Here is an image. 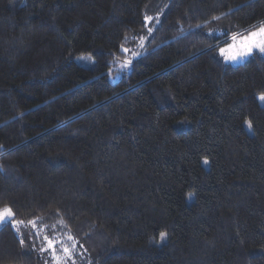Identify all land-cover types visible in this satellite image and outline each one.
Wrapping results in <instances>:
<instances>
[{"label": "trees", "instance_id": "trees-1", "mask_svg": "<svg viewBox=\"0 0 264 264\" xmlns=\"http://www.w3.org/2000/svg\"><path fill=\"white\" fill-rule=\"evenodd\" d=\"M262 22L264 0H0V208L93 264H264V55L217 54ZM35 248L0 224V264Z\"/></svg>", "mask_w": 264, "mask_h": 264}, {"label": "rangeland", "instance_id": "rangeland-1", "mask_svg": "<svg viewBox=\"0 0 264 264\" xmlns=\"http://www.w3.org/2000/svg\"><path fill=\"white\" fill-rule=\"evenodd\" d=\"M160 8L163 9L164 6H162V3H159ZM161 12L159 10H155V12L151 15L147 16V20H146V25H145V29L144 32L136 39L134 40V45L132 47H125L122 50L123 53V59L119 60L117 62L116 65L113 66L112 70L109 72V80L111 81H115L122 73L123 70H126L129 67L130 62L136 58L137 56H139L141 53L145 52V46L147 41L149 40V38L152 36L153 31L155 29V27L158 25L159 23V19L161 17ZM260 25H258L257 27H254L251 30H248L244 33H237L235 35H238V37H242V36H246L249 32L256 30ZM151 29V31H149ZM208 34H215L217 33V31L215 30H207ZM232 36L230 35L228 36L224 41V43H222L221 45H219V47L217 48V54L227 63L231 64V65H237L240 64L242 62H244L248 57H250L252 54L244 57L243 59L238 58L235 61H227L224 58V55H222L219 51L220 48H227L228 44L233 43L232 40ZM223 41V40H222ZM253 53H258L259 55H264L261 54L258 50L253 51ZM74 61L78 64H81L83 66L89 67L91 65V60L86 56V55H81L78 56L76 58H74ZM260 96H258V100L260 103H264V99H260ZM5 222H9V221H5ZM4 223V222H3ZM2 224V223H0ZM64 224L62 222H59L58 224H55L52 230L49 231V228L45 227V226H36L35 228H20L19 232H17V234L19 236L24 235L25 237H27L28 242H30L31 244H33V249L35 248V245L37 244V248H35V250L37 251V253L39 255L42 256L43 259V264H54V261L52 259L51 256V252H41L39 249L44 246V242H43V237L45 235H48L49 237H51L52 239H59L62 240L63 243L72 248V245L74 244L75 247L72 248V257L65 260H61L60 264H93V257L90 253H88L84 247L82 246V244L80 243V241L75 238L70 231H68L64 226ZM47 231V232H46ZM35 235L36 240L33 238V233ZM71 234V236L74 237V240L69 241L67 239V235ZM161 237V236H160ZM163 239H159L157 241L158 244H160L162 242ZM57 249L58 255H62V253L59 251L60 249V245H57Z\"/></svg>", "mask_w": 264, "mask_h": 264}, {"label": "snow or ice", "instance_id": "snow-or-ice-1", "mask_svg": "<svg viewBox=\"0 0 264 264\" xmlns=\"http://www.w3.org/2000/svg\"><path fill=\"white\" fill-rule=\"evenodd\" d=\"M148 18L146 17V20ZM151 31V29L149 30ZM233 43L228 44L227 48H220L219 51L222 55H224L225 60L227 61H235L238 58L243 59L244 57L253 54L254 49L258 50L261 54H264V22L260 24V26L254 30L249 32L246 36L238 37V35L232 36ZM260 99H264V94H261ZM249 128L251 124H248ZM207 163V161H205ZM15 213L8 206L0 208V223L5 221H10L14 230L19 232L20 227L24 225V221H17L14 219ZM29 224L35 228V221H29ZM67 239L69 241L74 240V237L71 234L67 235ZM161 239H166V234L161 233ZM44 246H42L39 250L43 252H51L52 259L54 264H60L61 260H67L72 257V248L75 245H72V248L66 246L62 240L52 239L48 235L43 237ZM23 246L24 240L21 238L20 241ZM60 245L59 251L62 255H58L57 245ZM74 264V261H73Z\"/></svg>", "mask_w": 264, "mask_h": 264}]
</instances>
